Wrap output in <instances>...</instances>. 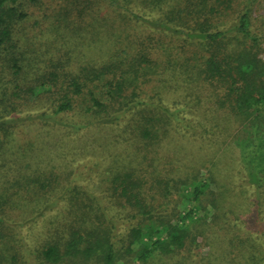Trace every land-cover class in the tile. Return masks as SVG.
<instances>
[{"label": "trees", "instance_id": "obj_1", "mask_svg": "<svg viewBox=\"0 0 264 264\" xmlns=\"http://www.w3.org/2000/svg\"><path fill=\"white\" fill-rule=\"evenodd\" d=\"M102 1L123 25L134 22L136 32H119L110 41L106 59L85 61L80 70L55 59L53 70L37 73L41 76L25 93L33 100L54 89L57 95L49 105L54 114L79 108L90 122L114 123L128 114L124 128L130 132L133 153L125 148L124 155L121 147L120 153L107 156L98 176L101 197L79 185L63 184L53 169L26 178L24 187L36 186L41 198L44 189L59 187L61 199L69 202L49 240L34 250L36 260L72 264L76 257L82 255L86 262L95 254L98 264H116L123 246L131 261L147 264L160 256L170 264L173 256L199 248V233L216 252L205 264H264V20L256 25L255 19L254 26L252 13L258 0ZM40 2L0 0L1 78L14 76L0 82V148L11 123L3 117L17 111L16 103L9 108L7 102L20 97L18 85L11 92L10 83L36 69L22 41L28 7ZM46 60L41 62L52 61ZM167 71L170 80L163 76ZM144 85L155 90V96L168 87L181 93L173 97V107L156 104L147 100L154 95L138 98L142 91L149 92ZM173 130L183 131L194 146L180 142ZM239 141L253 146L254 156H249L252 150L240 149ZM163 147L168 155L161 153ZM234 147L240 150L238 173L244 181L239 191L223 182L235 176ZM188 158L194 159V166L187 165ZM249 187L254 197L244 200ZM6 190L0 186V210L7 202ZM178 200L189 206L182 211ZM118 217L126 224L121 233L116 231ZM17 261L13 253L11 264Z\"/></svg>", "mask_w": 264, "mask_h": 264}, {"label": "rangeland", "instance_id": "obj_2", "mask_svg": "<svg viewBox=\"0 0 264 264\" xmlns=\"http://www.w3.org/2000/svg\"><path fill=\"white\" fill-rule=\"evenodd\" d=\"M40 1L37 5L28 7L29 16L24 21L25 37L22 41L25 56L32 64H36V66L33 65L36 69L34 72L22 74L24 79L19 78L18 81L10 83L11 92L13 87L18 85L20 97L7 102L9 108L11 103H16L17 111L9 115L5 114L3 117V119L9 118L11 123L7 130L8 135L5 136L6 139L0 148V186H7L8 192L7 202L3 210H0V264H11L13 253L18 260L14 264H25V262L39 264L34 250L42 248L49 240V232H52L56 226V221L66 216L68 211L69 202L61 199L59 187L52 190L44 189L42 192H45V199H43L35 192L38 189L36 186H32V189L24 187L23 183L26 182L27 177L36 176L39 173L46 174L48 169H53L52 172L62 178L63 184L79 185L96 191V195L101 197L102 187L99 185L98 176L101 167L109 159L108 155L116 150L120 153L121 147L124 155L125 148L133 153V145L130 146L127 139L130 132L127 134L124 128L128 114L124 116V119L114 123L90 122L88 115L81 112L79 108L54 114L49 106L51 97L55 98L57 95L54 89L51 92L41 93L33 100L27 92L25 93V90L41 76L37 73H42L43 69L53 70L51 64L55 59H60L62 63L69 62L75 71L80 70V66L85 61L106 59L108 49L112 47L110 41L116 39L119 32L123 35L134 34L138 27H135L132 21L128 26L123 25L109 4L102 0ZM252 13L254 26L255 19L256 25L264 20V0H258L253 5ZM262 28L260 57L264 59V27ZM155 37L156 40L157 35ZM46 59L52 60L51 63L41 62ZM163 66L164 64L161 63V67ZM1 76L0 72V82L14 78L7 74L4 78ZM163 76L168 80L171 79L168 71L164 72ZM152 84L157 85L155 81H152ZM143 89L149 92L142 91L143 94H139L138 98L147 99L154 95L155 90H150L147 85H144ZM180 93L181 90L174 91L168 87L161 91V96L154 95L147 100L173 107V97L179 96ZM26 98H29V101L26 102ZM2 109L0 107V112ZM172 132L181 136L180 142L183 144L189 147L194 146L186 138L187 136H182L183 131L180 133L173 130ZM166 144L167 142H164V145ZM237 144L242 150L253 149V146L245 147V144L240 141ZM237 148H233L231 160L235 176L230 182L227 179L222 181L227 185L235 184V190L239 191L244 181L240 178L242 173H238L239 169H242V164L238 161L240 150ZM61 151H65L66 154H59ZM160 151L163 155H168L164 147ZM249 156H254L253 150ZM100 161H102L101 165ZM193 161L194 159L188 158L185 162L192 167ZM257 161L256 157L252 163L256 166ZM201 172H204L203 169ZM15 179L19 183L11 184ZM253 190L254 188H247L243 199L247 200V195L253 198ZM173 196V204H175L177 194ZM244 200L241 199L243 202ZM41 202H43L42 206H38ZM182 202L178 200L177 207L184 211L185 205L188 207L189 204ZM45 203L47 205L44 208ZM172 206L169 205V207ZM115 222L118 233L126 230L124 219L118 217ZM198 229L199 226L197 231ZM199 235L198 233V242L202 243L199 248H192L191 253L185 250L178 256H173L169 263L175 264L176 261L181 260L184 264H205L211 261L216 252L202 242ZM121 250L122 256L116 260V264H134V261L140 264L134 258L131 261L132 255L123 246ZM209 255L210 259H208ZM71 262L72 264H98L99 259L92 254L84 262V256L81 255ZM147 264H165V260L159 256L149 260Z\"/></svg>", "mask_w": 264, "mask_h": 264}]
</instances>
